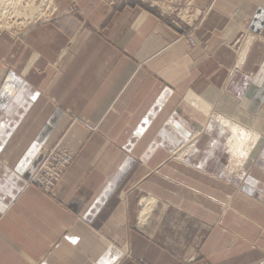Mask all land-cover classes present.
Here are the masks:
<instances>
[{"label": "crops", "instance_id": "obj_1", "mask_svg": "<svg viewBox=\"0 0 264 264\" xmlns=\"http://www.w3.org/2000/svg\"><path fill=\"white\" fill-rule=\"evenodd\" d=\"M194 4L195 46L140 1L56 0L24 40L0 35V264H244L256 228L264 249L197 147L217 130L228 174L264 183V133L239 121L264 104V0ZM241 130L262 140L251 162L232 159ZM58 143L75 159L49 196L29 182Z\"/></svg>", "mask_w": 264, "mask_h": 264}, {"label": "rangeland", "instance_id": "obj_2", "mask_svg": "<svg viewBox=\"0 0 264 264\" xmlns=\"http://www.w3.org/2000/svg\"><path fill=\"white\" fill-rule=\"evenodd\" d=\"M46 3L47 0H45ZM141 2L142 4H145L146 7L155 13H158L159 17L162 19H167L170 21L179 31L182 32V38L187 39L188 43V36L190 39H192L195 42L196 41L193 38V33L197 30H199L202 25L204 24V18L205 15L200 10H198L195 7L194 0H111V4H121L124 5L129 2ZM24 5H31L35 3L36 7L42 8L44 11L43 13L46 14V16L36 18L35 21L36 24L32 25V20H26V18H18L15 17V13L11 14L10 17L12 18V22H17L19 26V31L17 33V40L21 41L24 40L26 37L27 31L30 29V27L35 25L43 24L44 22H48L50 20H53L55 17L59 16V14H56L55 16H50L48 19L49 13L52 12L48 11V6H46L45 2L43 0H25ZM56 3V0H55ZM43 5V6H42ZM42 6V7H41ZM46 6V7H45ZM72 11H76L71 9ZM71 11V12H72ZM237 13V11H235ZM28 14V13H27ZM30 15V13L28 14ZM46 18V19H45ZM45 20V21H44ZM32 22V23H31ZM23 23H27L28 25L23 27ZM22 24V25H21ZM30 25V26H29ZM23 28V29H21ZM17 29V28H16ZM188 33V35H186ZM191 45V44H190ZM244 106L241 107V110L243 111L241 118L239 121H241L243 124L247 126H252L255 119H257V125L260 127L261 131L264 133V104L262 103L259 107L258 112L256 110H252L250 105L243 104ZM228 104L221 108L220 110L217 109L215 112L216 115L224 116L225 112L228 110ZM213 113V111H212ZM188 145V144H187ZM197 147L200 152L207 151L205 156V160L210 161V167H211V175H213L217 171V167L220 166L221 172H225L226 175V185L227 187V193L233 194L232 198H234V194H239L237 196V200H239V204L237 205L238 208H241L242 211H246L249 216L256 219L259 223L264 225V183L261 182V184H258L250 179V175L246 177H241L240 179L235 178V176H231L228 174L229 170V162L230 160L227 157L228 150L224 147V143L220 142V137L218 135V131L215 130L213 133L206 134L197 144ZM198 152V155L200 154ZM184 152H180L179 154L182 155ZM264 154V151L262 152V155ZM196 155V156H198ZM188 157H186L187 159ZM264 158V156L260 159ZM185 159V160H186ZM255 169V167L253 168ZM257 171L264 174V164L257 165L256 167ZM261 170V171H260ZM253 172V171H252ZM258 172V173H259ZM30 184V182H29ZM230 185H233L234 187H230ZM238 190V191H237ZM228 200H226L225 203H227ZM250 210V211H249ZM249 211V212H248ZM227 227L234 228L233 227V220L231 216H228L227 218ZM232 226V227H230ZM260 233V234H259ZM244 236L250 237L252 235V239L248 238L249 243L251 245L249 246V249L243 250V256L242 261L244 264H249L250 260L259 261V264L264 263V249L261 248L257 241L261 240V232H259L256 228V230H253L250 232L249 230L243 231ZM248 243V244H249Z\"/></svg>", "mask_w": 264, "mask_h": 264}, {"label": "bare ground", "instance_id": "obj_3", "mask_svg": "<svg viewBox=\"0 0 264 264\" xmlns=\"http://www.w3.org/2000/svg\"><path fill=\"white\" fill-rule=\"evenodd\" d=\"M24 1L25 0H0V35L4 34V33H10V34H14V35L16 34L17 35L16 32L19 31L18 28L20 25H18L17 22L11 21L12 18H14V17H10L11 14H13V13H15V17L26 18L25 21L32 20V22H33V23L31 22L32 25L36 24V22H35L37 20L36 18L46 16V14L43 13L44 11L42 10V8L36 7L35 3L25 6ZM43 1L46 3L45 0H43ZM47 2L48 3L45 4L46 6H48L47 12L49 13V10L52 11L49 13L50 14L48 16V19H49L50 16H54V14L57 10H56V5H55V0H47ZM27 13L28 14L30 13V15H28ZM27 25H28L27 23H23L22 26L25 27ZM21 29H23V28H21ZM210 99L213 100L214 97H211ZM236 112H237V106L234 103L232 106L231 114L233 115ZM232 124H235V123H232ZM232 124H229V127L234 128L235 126ZM237 132H236V135L234 136V138H232L228 142L229 147H230V151H231V155H232V159L234 161L235 159L240 160L241 158H243V162H244V160L246 162H251L252 159L255 158L256 155L258 154L256 151L259 149L262 140H261V138H258V136L257 137L255 136L254 138H252L251 135L245 134L244 130H241V132H242L241 136L237 135ZM252 139H254V141H255L254 147H251L250 151L248 152L246 150L249 148L248 147L245 148V145L252 143ZM196 140H197V138L193 137L189 147H187L183 150L184 153L182 155L178 154L179 160L180 159L182 160L185 155L187 156V154H190L193 151ZM243 169L248 170V166H246L244 164ZM155 205H156L155 199L144 200V202H143V208L144 209H143V213H142L143 214V216H142L143 221H145L147 214L150 212L151 208H153Z\"/></svg>", "mask_w": 264, "mask_h": 264}, {"label": "built area", "instance_id": "obj_4", "mask_svg": "<svg viewBox=\"0 0 264 264\" xmlns=\"http://www.w3.org/2000/svg\"><path fill=\"white\" fill-rule=\"evenodd\" d=\"M188 40L191 46H195V42L189 36ZM74 159V154L68 148L61 143L56 144L45 153L43 163L30 184L38 186L45 194L53 196Z\"/></svg>", "mask_w": 264, "mask_h": 264}, {"label": "snow or ice", "instance_id": "obj_5", "mask_svg": "<svg viewBox=\"0 0 264 264\" xmlns=\"http://www.w3.org/2000/svg\"><path fill=\"white\" fill-rule=\"evenodd\" d=\"M73 242H75V240Z\"/></svg>", "mask_w": 264, "mask_h": 264}]
</instances>
